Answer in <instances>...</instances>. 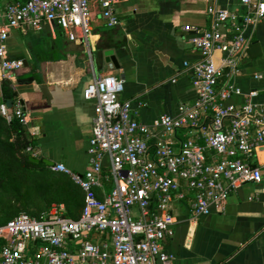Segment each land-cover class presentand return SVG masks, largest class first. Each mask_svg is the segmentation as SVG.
Segmentation results:
<instances>
[{"label":"built area","instance_id":"1","mask_svg":"<svg viewBox=\"0 0 264 264\" xmlns=\"http://www.w3.org/2000/svg\"><path fill=\"white\" fill-rule=\"evenodd\" d=\"M120 1L6 3L0 12V80L13 82L24 66L9 53L14 28L41 29L54 21L70 40L80 37L90 44L92 4L97 2L106 24L116 27ZM240 1L243 11L210 4L208 28L184 26L195 31L190 41L201 58L184 62L194 73L197 98L181 103L177 115L163 114L153 126L138 120L132 99L121 98L124 78L113 73L86 86L84 98L95 100L89 167L80 173L62 162L50 166L80 185L83 210L70 217L63 205L54 206L43 217L21 212L0 224V264H177L162 244L175 234V200L192 193L197 218L213 208L224 211L243 184H258L264 193V102L256 101V90L241 102L232 100L244 94L234 78L251 45L245 30L264 22V0ZM0 113L8 121L29 123L19 100L13 107L1 103ZM181 130L184 138L178 140ZM27 151L33 153V146Z\"/></svg>","mask_w":264,"mask_h":264},{"label":"crops","instance_id":"2","mask_svg":"<svg viewBox=\"0 0 264 264\" xmlns=\"http://www.w3.org/2000/svg\"><path fill=\"white\" fill-rule=\"evenodd\" d=\"M14 1L0 0V12ZM212 3L243 11L240 0H121L117 4L121 24L109 27L94 2L90 44L80 37L70 40L54 21L41 29L14 28L8 39L9 53L22 59L24 66L13 84L29 115L28 131L36 140L32 155L43 162L50 160L51 165L45 162L48 166L62 162L80 173L89 167L95 100H86L84 89L99 75L113 73L124 78L121 98L132 99L136 118L150 126L163 114L177 115L181 103H193L197 98L195 76L184 62L199 60L201 53L190 41L195 31L184 26L208 28L207 8ZM245 33L251 45L241 73L234 78L244 94L232 100L241 102L256 90V101L264 102V22L248 27ZM108 50L113 51L119 67L106 59ZM41 84L48 86L50 97ZM184 133L179 131L176 138L182 140ZM261 189L258 184H243L230 194L224 211L213 208L197 218L192 193L175 200V234L166 237L163 246L177 264H264Z\"/></svg>","mask_w":264,"mask_h":264},{"label":"trees","instance_id":"3","mask_svg":"<svg viewBox=\"0 0 264 264\" xmlns=\"http://www.w3.org/2000/svg\"><path fill=\"white\" fill-rule=\"evenodd\" d=\"M19 93L13 82L0 80V104L13 107ZM36 140L17 118L8 121L0 113V224L21 212L47 215L54 205L64 204L66 216L78 217L84 192L70 176H59L42 160L33 161L28 146Z\"/></svg>","mask_w":264,"mask_h":264},{"label":"water","instance_id":"4","mask_svg":"<svg viewBox=\"0 0 264 264\" xmlns=\"http://www.w3.org/2000/svg\"><path fill=\"white\" fill-rule=\"evenodd\" d=\"M106 55H107V58H106V59H107L108 61L112 60V62H113L116 66L119 67V63H118V61H117L115 55L113 54V51H112V50H108V51L106 52ZM40 88H41V90L44 92L45 96L50 97V94H49V88H48V86H47L46 84H41V85H40ZM30 158H31L33 161H35V162H40V158H38L37 156H33V155H32ZM44 161H45L47 164H49V165L52 164V162H51L50 160L45 159Z\"/></svg>","mask_w":264,"mask_h":264}]
</instances>
